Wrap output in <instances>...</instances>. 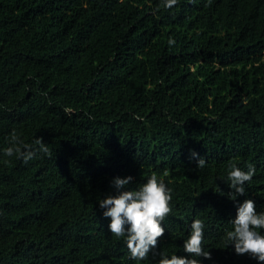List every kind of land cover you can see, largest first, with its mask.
I'll return each instance as SVG.
<instances>
[{
  "label": "trees",
  "instance_id": "obj_1",
  "mask_svg": "<svg viewBox=\"0 0 264 264\" xmlns=\"http://www.w3.org/2000/svg\"><path fill=\"white\" fill-rule=\"evenodd\" d=\"M13 130L51 155L5 156ZM229 161L257 169L236 201ZM153 172L172 211L135 260L98 200ZM247 198L264 211V0H0V264H157L196 218L204 264H259L225 236Z\"/></svg>",
  "mask_w": 264,
  "mask_h": 264
},
{
  "label": "clouds",
  "instance_id": "obj_2",
  "mask_svg": "<svg viewBox=\"0 0 264 264\" xmlns=\"http://www.w3.org/2000/svg\"><path fill=\"white\" fill-rule=\"evenodd\" d=\"M161 3L164 8H172L177 0H161ZM168 43L172 45L175 41L170 38ZM2 151L5 156L15 155L25 163L33 159L37 152L51 155L42 138L37 137L33 144H25L15 130L10 135L9 146ZM191 157L196 158L198 168L205 166L206 160L195 150L191 152ZM228 167L229 187L233 191L227 196L236 201L238 196L246 194V182L252 180L257 169L254 164H249L245 169L233 161H229ZM133 180L131 175L114 177L112 185L116 194H107L98 200V204L103 209V216L110 218L107 230L117 237L126 236L131 257L144 260L150 252L155 254L158 238L166 231L164 221L172 211L173 190L156 172L135 188L129 187ZM230 223L232 229L227 230L225 236L234 252L238 255L249 254L259 264H264V211H258L256 202L247 198L238 203L236 215ZM204 231V221L193 219L190 232L183 241V251L188 255L175 252L169 255L161 251L157 264H204V259H211V252L203 243Z\"/></svg>",
  "mask_w": 264,
  "mask_h": 264
}]
</instances>
